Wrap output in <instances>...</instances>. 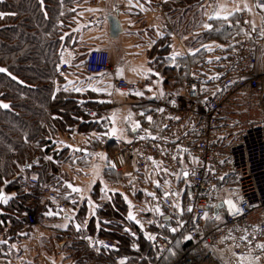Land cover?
<instances>
[{
	"label": "built area",
	"instance_id": "obj_1",
	"mask_svg": "<svg viewBox=\"0 0 264 264\" xmlns=\"http://www.w3.org/2000/svg\"><path fill=\"white\" fill-rule=\"evenodd\" d=\"M259 4L264 0L253 1L255 20L245 10L238 11L240 31L206 48L197 61L188 59L176 91L160 94L150 89L145 99L137 101L149 107L152 120L156 116V129L142 127L129 140L118 141L110 158L121 174L134 222L144 234L155 236L158 256L164 258L179 234L186 235L190 245L172 264H203L213 258L209 249L258 257L257 264H264L260 247L264 244V9ZM87 21L106 29L104 13L92 14ZM82 65L92 75L113 70L106 47L90 48ZM68 66L63 62L61 69ZM114 86L132 94L142 90L141 83L125 77L115 78ZM119 106L101 111L109 115ZM83 110L90 117L99 111L91 106ZM19 183L23 188H38L26 199L25 225L34 229L43 225L59 233L55 219L40 221L38 213L52 206L68 214L74 196H63L36 175H22ZM227 199L242 211H231ZM165 215H170L174 233L166 227ZM75 238L85 241L97 257L83 264H160L159 260L141 263L144 257L135 263L111 260L107 252L119 247L118 240L76 232L58 240L54 255L66 254ZM48 263L75 264L69 255Z\"/></svg>",
	"mask_w": 264,
	"mask_h": 264
},
{
	"label": "trees",
	"instance_id": "obj_2",
	"mask_svg": "<svg viewBox=\"0 0 264 264\" xmlns=\"http://www.w3.org/2000/svg\"><path fill=\"white\" fill-rule=\"evenodd\" d=\"M78 1L0 0V13H6L0 16V68L8 70L0 71V101L10 104L9 108L0 106V189L12 197L7 203L2 201L0 204V235H3L0 241V256H11L15 252L11 242L21 238L23 232L28 235L34 229L25 225L26 199L37 192L38 188H23L19 183L20 176L36 175L40 182L53 186L63 196L68 190L65 180L49 178L56 174L58 167L71 158L68 154L70 147L58 143L62 142L64 134H86V137L80 140V148L89 152L78 149L76 154L80 156H87L99 148L110 154L117 147V139L114 137L103 135L100 139L90 138L94 132L106 131L109 120L104 111H101L109 102L95 100L91 95L93 88L85 82L89 76L100 77L107 73L92 75L86 72L82 64L90 48H87L85 54L78 56L75 63L67 62L68 68L61 69V51L73 40L69 31L74 25L73 16ZM206 1L209 2L172 0L166 5L167 11H170L168 15L182 9L184 12L179 16V21L174 20V16L170 17V24L188 28L193 21L192 16H189L192 6L199 7L198 13L203 15ZM210 23L213 27L201 34L204 39L202 42H206L200 49L189 57H179L174 68H170L168 64V67L161 71L171 72L177 84L181 83L186 75L185 66L188 59L197 61L203 56L206 48L221 43L231 34L240 31L237 12H233L227 20L214 18ZM167 29L170 30V26ZM168 34L154 45L153 50L169 52ZM160 45L161 48H158ZM156 77L159 75L156 74ZM68 81H72V84ZM84 82V91L73 90ZM85 106L99 111L94 117H90L84 113ZM136 106L138 109L146 107L144 103L135 105L134 102L132 108ZM152 123L153 126L156 124V116ZM88 142L90 144H87ZM33 160L35 162L31 169H23ZM109 171L107 170L105 177H113ZM114 177L118 180L121 178L119 174ZM101 187L102 184L97 183L89 198L68 202L71 211L77 210L73 215L76 223L80 224L76 229L77 235L94 234L118 240L119 247L107 252V257L111 260L122 259L135 263L144 257L140 260L141 263L150 260L165 262L166 256H158L157 245L138 228L134 219H129L131 205L126 196L120 192L106 195ZM13 193L15 195L12 196ZM91 207L94 213H91ZM89 212L90 215L87 216ZM85 216L88 217L87 220ZM44 217L43 211L38 213L39 219ZM134 229L137 231L135 235L132 234ZM179 235L183 252L190 242L185 240L182 233ZM73 241L65 251L75 264L97 259L85 241L78 238ZM132 243L137 244L138 248L133 247ZM50 259L46 261L49 262ZM42 260L40 258L39 263L42 264Z\"/></svg>",
	"mask_w": 264,
	"mask_h": 264
},
{
	"label": "crops",
	"instance_id": "obj_3",
	"mask_svg": "<svg viewBox=\"0 0 264 264\" xmlns=\"http://www.w3.org/2000/svg\"><path fill=\"white\" fill-rule=\"evenodd\" d=\"M171 1L172 0L78 1L76 11L73 16L74 25L69 31V33H71L73 36V40L61 51V60L62 62L75 63L78 56L80 57L85 54L87 48L91 47L104 46L110 50L113 70L107 72L104 76H89L88 81H85L89 84V87L93 88L91 95L95 100L101 102H109L110 105L107 104L105 107H103V109L108 108L111 110L112 106L117 105L118 103L121 105L115 112L112 111L113 113H116L115 127H117L121 131H118L117 135L115 136H107L108 138L114 137L120 140L130 137V134L133 135L134 133V131H132V123L134 121L140 122V127L135 129L137 131L142 127H152L156 129V124H154L155 127L153 126V120L149 121L147 119V117L150 116H147L149 107L138 109V107L136 106L137 109L134 107L132 108L133 103L136 102L133 96H139L137 94L138 92L132 94L129 92L117 90L114 86L115 78L125 77L131 81H137L142 84L144 90H149L151 87L156 86L157 91L162 92L164 85V82H162V76L160 75L158 78L155 76L158 72L164 70L169 65L173 67V62L170 59L171 53L173 51L182 53L180 57L187 56V54L191 55L192 52L200 49V46H203L206 42H200L201 44L199 43V46L197 47L195 45L189 46L187 44V39L192 35V32L181 34L176 32H169L167 28L170 25V17L174 16V18L176 19V17L179 15L178 12L170 13L168 15L170 11H167L166 5ZM214 1L216 7L214 9V12H211L212 15H214L217 10H220L218 6L223 4L227 5V10L230 11L236 8H247L248 12L254 17V20L256 19V16L251 13L254 0ZM137 5H141L142 7H138ZM98 13H104L105 15L109 13L118 14V17L120 18L122 26L124 28V32L118 39H111L109 37L108 24H106L105 30H100L95 24H89L87 18L92 14ZM200 14L205 24L204 26L195 29L193 33H198L206 29L205 25L207 24L209 8H207L206 6V8L203 10V15L202 13ZM167 31L169 32V34ZM160 33H163V35H161ZM167 34V42L169 43L170 47L169 52L163 53V51L161 50H153L154 45H156L158 41ZM172 45H174L175 47L173 48ZM158 48H161V45ZM120 68H123V75L118 74ZM148 68H151L152 71L145 72L144 69ZM85 82L83 84H78V88H84ZM97 88H104L107 89V91L98 92L95 90ZM164 88L168 89L169 87L164 86ZM112 112L109 115H107L105 112V114L109 117L107 129L106 131H104L106 133L110 132L113 126L111 120L113 114ZM129 113L132 114L130 118ZM96 134L97 133L94 132L93 134H91L90 138L95 137L97 139V137L95 136ZM101 134L104 135L105 133L102 132ZM84 136L86 137V134L79 132H73L70 136L67 134H64L62 136L61 146H71L68 152V154L71 156V158L69 159L71 163L68 161L69 165L76 164V166L79 167H81V165L82 167L88 165L87 170H82V176H84L82 178L84 183L80 184V180H78V177L74 182L70 181L74 185H81V188L83 189L82 193H75L74 200L83 201V199L89 198L92 188L97 182H100L102 186L107 185V189L104 188L103 191V193L106 195L115 192L121 193V191L123 190L121 180H118L114 177L117 176V172L114 169L109 168L108 163L104 164L101 162L102 159L100 158H102V156L96 155L97 153H104L106 154V157L111 158L114 150L110 154H107L105 150L99 148L96 151L93 150V152L87 156H80L76 154V152L78 151V149H80V140L84 139ZM90 138L88 141H90ZM87 144L90 143L88 142ZM85 152L89 151L87 150ZM107 170H110L109 172L113 175V177H105ZM87 171H92L91 177L88 176ZM97 172H99V175H97ZM81 195L83 199L81 198ZM78 196H80V198ZM73 210L68 213V215L66 214V218H62L60 222H57V220L55 219L56 221H54V223L59 226L60 234L56 231L46 229L42 225L41 228L38 229L42 231H48L50 234H40V238L46 237L48 239H52V235H59V238H63L65 237V235H71L74 232L77 233L76 229L78 228L76 227V225L80 224L76 223V220L73 219L74 213L77 212L76 209ZM40 212H42V209ZM43 219L44 218L39 220L43 221ZM63 225H67V227H64ZM36 229L37 228H35V230ZM22 234L24 235H22L21 238L14 239V241L11 242L12 248L15 250V252H13L11 256H0V264L4 263L5 261L9 262V264H21V262H25V259H29L25 255L28 250H31V244L29 246V243L30 241H32V238L25 232H23ZM1 237H3V235H0V241L2 240ZM19 247L20 250H18ZM56 247L57 242H54V249L51 253L52 257L49 260V262L51 263H55L56 261H58V259L65 258L67 256V253L65 254L64 252L59 257H57V255H54L53 253ZM226 254L229 253L226 252ZM30 262L32 264H36L34 263V259H30ZM37 262L39 263V261Z\"/></svg>",
	"mask_w": 264,
	"mask_h": 264
},
{
	"label": "rangeland",
	"instance_id": "obj_4",
	"mask_svg": "<svg viewBox=\"0 0 264 264\" xmlns=\"http://www.w3.org/2000/svg\"><path fill=\"white\" fill-rule=\"evenodd\" d=\"M208 1H209L208 3L206 1V6H207V8H209L207 24L210 23L211 20L215 18L214 15H212V13L214 12V9L216 7L214 0H208ZM240 9L245 10L247 8H240ZM198 11H199V7H197V6H192V8L190 9L189 16H192L193 21H192V24L188 28L178 27L175 23L173 24V26L171 24L169 25L170 26V30H169L170 33L176 32V33L181 34V33L185 32V31H186V33H188V32L191 33L192 32V35L187 39V44L189 46L195 45L197 47V46H199V43L202 42V40H204V39L201 38L202 37L201 34H202V32H204V30L200 31L198 33H193V31L195 29H198L199 27H202L205 24V22H202L201 15H200V13H198ZM183 12H184V10L182 9V11L178 12L179 13L178 16H180V14H182ZM233 12L235 13V12H238V11H233ZM178 16L176 17V19L174 18L176 21L177 20L179 21V17ZM221 19H223V18L221 17ZM206 29H208V28H206ZM192 53H194V52H192ZM169 66H171V65H169ZM170 68H174V66L173 67L171 66ZM177 70H178V68H177ZM158 73H159V76L161 75L162 77L167 75L168 78L164 80V82L166 83L165 85L167 87H169L171 90L173 89V91L177 90L176 88L179 87L180 83L177 84L175 82L176 79L171 74V72L170 73L169 72L168 73H165V72L162 73L160 71ZM182 78H183V76L181 74V80H182ZM157 83H159V82H157ZM153 88L154 87H151V89H153ZM160 90H161V87H160ZM137 97L138 96H135V100L137 99ZM132 131H134V130H132ZM107 156H109V155H107ZM100 159H102L101 160L102 163H104V164L108 163L109 168L112 166V164H110V158L106 157V159H105L104 157H102ZM69 162H67L64 165H61L60 167H58L56 174H54L52 177H49V178H54L56 180H65V181L74 182L75 180H77L76 178L78 177V180H80L79 183L80 184L84 183L83 182V178H82V177H84V176H82V170L83 169L87 170L88 169V167H87L88 165L87 166H83V167L81 165V167H79V166H76V164L75 165H69ZM56 166H58V165H56ZM91 175H92V171H89L88 172V176L91 177ZM117 176H118V174H117ZM97 183H100V182H97ZM97 183L95 185H97ZM95 185L93 186L92 189H94ZM78 186L82 187L79 184H78ZM104 188H105V185H103L101 187V190L104 191ZM68 191H69V189L65 191L66 192L65 194H67ZM97 191H99V188H97ZM8 196H10V198H12L11 194H8ZM78 197L80 198V196H78ZM81 198H82V195H81ZM83 200H85V199H83ZM91 213H94L93 207H91ZM89 215H90V212L88 213L87 216H89ZM87 216H85L86 220L88 219ZM63 218H66V217L63 216ZM56 220H57V222H60L62 220V218H57ZM31 231L29 232V236L32 238V241H30V243H29V246L31 244V248H30L31 250L30 251L28 250V252L25 255L29 259L28 260L25 259V262H21V264H32L30 262V259H34V263L39 264L37 261L40 258H42L45 261L42 264H49L46 261V259H50L51 258L50 255L52 253V250L54 249L53 248L54 242H58V240H60V239L57 238L56 235H52V239H48L46 237L40 238V234H50L48 231H42V230H39V229H36V230L33 229ZM183 237L185 238L186 235H183ZM180 242L181 241L177 238L174 246L171 248V250H169L168 254L166 255L165 262H161V264H172L175 260H177V258H179V256L181 255V252H182V248H181ZM135 248H138L137 244H136ZM18 250H20V247H19ZM209 252H211L213 258H212V260L204 261L203 264H240L241 257L236 258V257H234L231 254H226V252H223V251H220V250H214V249H209ZM243 258H246V257H243ZM20 259H21V257H20ZM243 260H244V264H257V262L255 260H251L250 258L247 259V260L246 259H243ZM2 264H8V262L5 261Z\"/></svg>",
	"mask_w": 264,
	"mask_h": 264
},
{
	"label": "snow or ice",
	"instance_id": "obj_5",
	"mask_svg": "<svg viewBox=\"0 0 264 264\" xmlns=\"http://www.w3.org/2000/svg\"><path fill=\"white\" fill-rule=\"evenodd\" d=\"M138 7H142L141 5H137ZM260 8H262V9H264V4H259L258 5ZM218 8L220 9V10H217L215 13H214V16H215V18H223V19H225V20H227L232 14H233V11H241L242 9H240V8H236V9H233V10H227V5H223V4H221V5H219L218 6ZM250 10V9H249ZM6 13H0V16H3V15H5ZM62 23V22H61ZM205 27L206 28H209V29H211L212 27H213V25L211 24V23H208V24H206L205 25ZM161 35H163V33H160ZM262 34H264V33H262ZM172 47L174 48L175 46L174 45H172ZM180 55H182V53H179V52H176V51H173L172 53H171V56H170V59H172V62L173 63H175V58L177 57V56H180ZM217 59H219V57H217ZM0 71H2V72H7L8 70L6 69V68H0ZM144 71L145 72H151L152 71V69L151 68H148V69H144ZM9 75H11V73H8ZM118 74L119 75H123V68H120L119 69V71H118ZM157 75H159V73H157ZM219 74H217V76H218ZM21 83H23V81H21ZM68 83L69 84H72V81H68ZM193 87H195V85H193ZM74 91H77V92H80V91H84L85 89H83V88H74L73 89ZM96 91H107V89H104V88H97V89H95ZM138 95H143V93H137ZM173 103H175V101H173ZM0 106H2V107H4V108H9L10 107V104H8V103H4L3 101H0ZM160 111H163V109H161ZM131 113H129V118L131 117ZM101 119H104L103 117H101ZM147 119L149 120V121H151L152 120V117L151 116H149V117H147ZM176 119H179V117H176ZM111 120H112V124H113V126H112V128H111V131L110 132H108V133H105V135H107V136H115V135H117V133H118V131H121V130H119L117 127H115V122H116V113H113L112 114V118H111ZM140 127V122L139 121H134L133 123H132V128H133V130H135V129H137V128H139ZM145 131H147V130H145ZM149 135H150V133H149ZM58 143H62V142H60V141H58ZM69 147H71V146H69ZM79 151H87L86 149H79ZM96 155H98V156H102V157H104L105 159H106V154H104V153H97ZM48 159H51V157H47ZM28 167H30V165H28ZM112 167H114V165H112ZM165 171H166V169H165ZM97 175H99V172H97ZM183 175L185 176V177H187L188 175H189V173L187 172V171H184L183 172ZM157 183H159L158 181H157ZM68 187L69 188H71V190L73 191V192H77V193H82L83 192V189L82 188H80V187H77V186H73L71 183H68ZM105 188L107 189V185H105ZM12 195H15V193H13ZM164 195L165 196H168V195H171V193H169V192H165L164 193ZM10 199V196H8L7 194H5L3 191H0V201H3L4 203H7L8 202V200ZM89 202L91 203V201L89 200ZM75 203V202H74ZM129 203H131L130 201H129ZM225 203L228 205V208L231 210V211H233V212H236V213H239V212H241L242 211V209L241 208H239L238 206H237V203L233 200V199H227L226 201H225ZM177 207H179V205H177ZM181 211H182V209H181ZM48 215H54V214H56V215H58L59 213H52L51 211H49L48 213H47ZM129 219H136V217H135V215L132 213V212H129ZM205 216H207V213H205ZM217 219H219V216L217 215ZM138 224L140 223V221L139 220H137L136 221ZM64 227H67V225H63ZM141 226H143V225H141ZM76 227L77 228H79L80 227V225H76ZM172 231H176V229H172ZM133 235H135V234H133ZM146 235L148 236V238L150 239V240H154L155 239V236H153L152 234H150V233H146ZM136 245H134V247H135ZM260 247L261 248H264V244H262V245H260ZM254 259H259L258 257H256V258H254ZM240 264H244V260H243V257H241V261H240Z\"/></svg>",
	"mask_w": 264,
	"mask_h": 264
},
{
	"label": "water",
	"instance_id": "obj_6",
	"mask_svg": "<svg viewBox=\"0 0 264 264\" xmlns=\"http://www.w3.org/2000/svg\"><path fill=\"white\" fill-rule=\"evenodd\" d=\"M107 22H108V33H109V37L111 39H118L120 37V35L124 32V28L122 26V22L120 20V18L118 17L117 13H109L107 14ZM35 161L33 160L32 162L26 164L23 169H31L32 165ZM28 165H30V167H28ZM68 183H71L70 181H66L65 185L68 187ZM73 186H77L80 187L78 185H74L73 183H71ZM81 188V187H80ZM69 190H71V188L68 187ZM0 191H3L0 189ZM4 192V191H3ZM72 193H76L73 192L71 190ZM5 193V192H4ZM6 194V193H5ZM2 203V201H0V204ZM223 203H219L218 207L215 208V213H217L218 208L222 207ZM51 211L52 213H59L58 215L54 214V215H48L47 213ZM44 215L47 217H53V218H60L62 216V214L60 213L59 209L56 208L55 210L53 209L52 206H47L46 210L44 211ZM165 219H167L166 225L170 228L171 227V222H170V216L166 215Z\"/></svg>",
	"mask_w": 264,
	"mask_h": 264
}]
</instances>
